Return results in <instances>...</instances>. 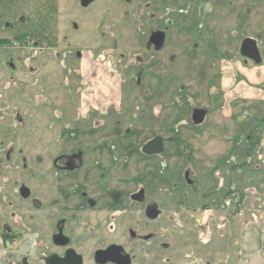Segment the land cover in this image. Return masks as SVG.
<instances>
[{
  "label": "rangeland",
  "instance_id": "obj_1",
  "mask_svg": "<svg viewBox=\"0 0 264 264\" xmlns=\"http://www.w3.org/2000/svg\"><path fill=\"white\" fill-rule=\"evenodd\" d=\"M67 3L0 0V66L13 56L26 80L10 86L21 94L15 104L33 105L51 141L64 116V129L81 133L65 146L120 156L109 187L141 188L146 201L114 200V210L127 211L121 225L156 236L136 245V264L262 263L264 0ZM157 32L164 45L148 46ZM248 38L260 64L240 53ZM196 110L206 112L200 125ZM155 137L164 152L143 155ZM0 255L10 262L9 250Z\"/></svg>",
  "mask_w": 264,
  "mask_h": 264
},
{
  "label": "flooded vegetation",
  "instance_id": "obj_2",
  "mask_svg": "<svg viewBox=\"0 0 264 264\" xmlns=\"http://www.w3.org/2000/svg\"><path fill=\"white\" fill-rule=\"evenodd\" d=\"M67 2L88 9L98 0ZM5 27L15 30L12 23ZM151 37L148 46L156 48ZM4 53L8 54L7 50ZM4 64L0 66V249L10 251L8 263L136 264L141 254L136 245L153 241L156 236L121 225L127 211L114 210L113 203L125 198L123 204L130 201L142 206L145 191L140 188L125 194L109 187L115 167L111 160L119 161L120 156L109 157L110 147L65 146L81 133L64 129V116H59L61 129L51 141L48 122L42 130L35 125L40 116L35 121L33 105L15 104L21 94L10 86L23 87L18 81H26L16 77L18 63L8 56ZM28 70V75L35 74L33 69ZM163 147L165 150L164 139ZM123 168L127 170L122 165L121 171ZM125 179L122 181L127 184ZM101 205L107 210H98Z\"/></svg>",
  "mask_w": 264,
  "mask_h": 264
},
{
  "label": "water",
  "instance_id": "obj_3",
  "mask_svg": "<svg viewBox=\"0 0 264 264\" xmlns=\"http://www.w3.org/2000/svg\"><path fill=\"white\" fill-rule=\"evenodd\" d=\"M156 48H161L164 44V34L163 32H158L152 35L150 40ZM241 55L245 58H248L252 60L255 64H260L262 61L261 54L259 51V47L257 45V41L254 39H246L242 43L241 46ZM206 117V112L203 110H196L193 113L192 120L194 124L200 125L203 123L204 119ZM164 151L163 147V138L162 137H155L153 140L147 143L145 148L143 149V152L147 155H159ZM184 178L187 182V184H192V181L189 179V172H186L184 175ZM141 199L140 201H143L144 192L142 191L140 193ZM263 250H264V242H263Z\"/></svg>",
  "mask_w": 264,
  "mask_h": 264
},
{
  "label": "crops",
  "instance_id": "obj_4",
  "mask_svg": "<svg viewBox=\"0 0 264 264\" xmlns=\"http://www.w3.org/2000/svg\"><path fill=\"white\" fill-rule=\"evenodd\" d=\"M246 235V234H245ZM263 247V246H262ZM0 250H2V249H0ZM258 252H259V255L261 254V256L262 257H264V255H263V253H261V243H260V245H259V247H258ZM257 261V263L256 262H253L254 264H264V260H263V262L262 263H260V259H256ZM8 263V260L6 259V260H4L3 258H1V255H0V264H7ZM249 264H251V263H249Z\"/></svg>",
  "mask_w": 264,
  "mask_h": 264
}]
</instances>
